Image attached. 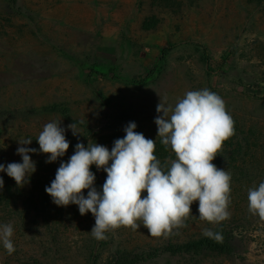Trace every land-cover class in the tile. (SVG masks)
Segmentation results:
<instances>
[{
	"label": "rangeland",
	"instance_id": "374dc122",
	"mask_svg": "<svg viewBox=\"0 0 264 264\" xmlns=\"http://www.w3.org/2000/svg\"><path fill=\"white\" fill-rule=\"evenodd\" d=\"M202 89L218 94L234 121L213 161L232 176L229 219L201 220L197 201L186 226L167 237L141 225L97 240L91 212L53 203L45 188L75 145L91 140L110 151L129 122L155 140L162 163L175 159L157 137L160 97L175 105ZM53 120L70 146L46 163L36 139ZM73 122L79 135L67 127ZM21 139L37 149L29 153L36 171L23 187L1 172L13 197L0 225H12L15 252L0 241V264H264V220L248 210V190L264 182V0H0V163L22 162ZM91 171L102 190L107 173ZM221 228L232 240L229 254L163 250Z\"/></svg>",
	"mask_w": 264,
	"mask_h": 264
},
{
	"label": "clouds",
	"instance_id": "9594fccd",
	"mask_svg": "<svg viewBox=\"0 0 264 264\" xmlns=\"http://www.w3.org/2000/svg\"><path fill=\"white\" fill-rule=\"evenodd\" d=\"M156 111L160 114L154 121L157 137L175 159L162 163L154 154L155 140L137 132L136 123L129 122L124 137L116 139L110 151L91 140L87 147L78 142L45 188L57 206L78 205L82 216L91 212L95 224L90 232L97 240L107 239L108 231L121 227L136 230L141 225L153 237H167L173 229L186 226L191 206L197 201L203 221L218 224L231 216V173L213 163L224 142L235 134L224 100L208 89L187 91L175 105L160 97ZM60 125L61 120L46 123L36 139L39 152L48 155L46 163L57 161L69 149L66 130ZM67 127L74 136L80 134L74 122ZM31 142L18 141L21 146L16 152L22 162L0 163V172H6L19 187L36 171L29 153H37V149L26 147ZM93 165L107 173L102 190L95 187ZM3 187L0 176V190ZM248 210L264 220V182L248 190ZM13 232L10 223L0 225V241L9 255L15 252ZM203 235L222 238L210 229H204Z\"/></svg>",
	"mask_w": 264,
	"mask_h": 264
},
{
	"label": "trees",
	"instance_id": "16d2710c",
	"mask_svg": "<svg viewBox=\"0 0 264 264\" xmlns=\"http://www.w3.org/2000/svg\"><path fill=\"white\" fill-rule=\"evenodd\" d=\"M50 110H59V108L58 107L44 108V111H50ZM0 176H2L1 172H0ZM8 185L9 183L4 180V187L2 190H0V212L5 209V205L3 204L4 201L5 202L7 201V203H9V201L13 197L11 196L12 195L11 187H9ZM14 210L19 211L16 205ZM213 232L219 233L222 238L220 240H216L205 236L199 240L187 242L182 245H168L164 247L163 250L164 252L170 253L171 255H180V254L198 255L203 250H210V251H216L219 253H227V254L231 253L233 251V246L231 245L232 240L231 238H229L228 235L229 233L225 231V228L217 229L214 230Z\"/></svg>",
	"mask_w": 264,
	"mask_h": 264
}]
</instances>
